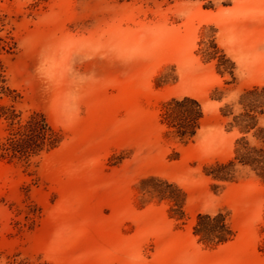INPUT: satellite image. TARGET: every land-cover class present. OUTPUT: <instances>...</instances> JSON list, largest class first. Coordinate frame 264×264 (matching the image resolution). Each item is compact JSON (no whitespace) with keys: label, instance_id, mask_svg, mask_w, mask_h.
<instances>
[{"label":"rangeland","instance_id":"1","mask_svg":"<svg viewBox=\"0 0 264 264\" xmlns=\"http://www.w3.org/2000/svg\"><path fill=\"white\" fill-rule=\"evenodd\" d=\"M0 17L15 43L1 57L15 107L64 139L28 167L0 162V261L264 264V186L246 169L224 185L202 173L232 156L220 107L264 86V0H0ZM211 39L234 79L202 62ZM185 96L204 119L181 144L163 134L159 108ZM150 176L181 189L183 220L138 193ZM219 211L236 236L207 249L192 226Z\"/></svg>","mask_w":264,"mask_h":264},{"label":"trees","instance_id":"2","mask_svg":"<svg viewBox=\"0 0 264 264\" xmlns=\"http://www.w3.org/2000/svg\"><path fill=\"white\" fill-rule=\"evenodd\" d=\"M47 0H35V4ZM4 26V19L0 17ZM15 43L9 35L0 36V119L5 123V133L0 139V162L28 167L34 160L56 150L63 142L61 131L54 129L45 116L38 111L26 114L15 105L20 94L11 89L1 64L3 55H11ZM202 62L216 61L219 75L228 74L234 79V64L211 39L200 50ZM159 87V78L155 81ZM217 92V88L214 90ZM220 101V97H214ZM227 133H235L232 156L225 162H214L202 167L203 175L221 185L233 183L239 169H246L264 186V86L244 90L234 103L224 104L219 109ZM203 109L196 99L185 96L172 98L160 104L159 122L163 134L171 135L181 144L192 141L202 127ZM136 190L151 200L166 202L169 212L175 213L177 221L184 219L185 195L175 184L150 176L139 180ZM197 242L207 249H216L235 239L236 233L229 224L227 215L221 211L215 214H198L192 226ZM0 264H34L19 255L6 257ZM45 264V263H37Z\"/></svg>","mask_w":264,"mask_h":264}]
</instances>
